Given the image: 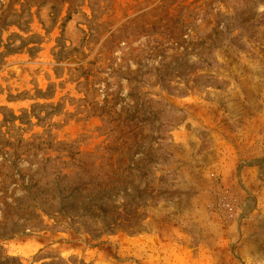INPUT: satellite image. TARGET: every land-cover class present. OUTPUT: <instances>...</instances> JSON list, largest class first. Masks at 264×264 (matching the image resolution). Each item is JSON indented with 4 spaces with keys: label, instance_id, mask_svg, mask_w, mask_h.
<instances>
[{
    "label": "rangeland",
    "instance_id": "obj_1",
    "mask_svg": "<svg viewBox=\"0 0 264 264\" xmlns=\"http://www.w3.org/2000/svg\"><path fill=\"white\" fill-rule=\"evenodd\" d=\"M0 264H264V0H0Z\"/></svg>",
    "mask_w": 264,
    "mask_h": 264
}]
</instances>
